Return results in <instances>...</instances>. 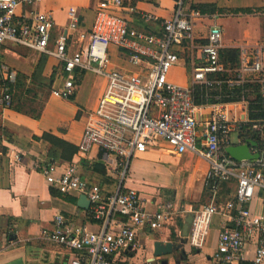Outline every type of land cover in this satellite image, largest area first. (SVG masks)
Listing matches in <instances>:
<instances>
[{"label":"built area","instance_id":"obj_1","mask_svg":"<svg viewBox=\"0 0 264 264\" xmlns=\"http://www.w3.org/2000/svg\"><path fill=\"white\" fill-rule=\"evenodd\" d=\"M41 1L0 0V46L12 44L54 59L56 74L50 92L54 98L69 100L83 73L104 77L105 91L87 116L77 155L96 147L108 159L119 160L116 164L122 168L116 191L106 197L98 186L81 179L77 163L66 164L59 175H54L55 165L43 168L48 186L55 187L61 195L78 193L86 197L90 215L101 223V230L89 232L57 215L54 229L42 232L41 238L78 253L71 264H118L122 255L139 249L138 230L144 226L151 230L174 226L183 213L174 202L157 203L155 210L148 212L147 201L123 186L129 160L165 143L174 155L190 153L208 165L204 185L210 193L209 203L189 211V247L196 251L206 247L210 225L218 216L224 223L211 264L244 261L249 246L254 248L251 264H264V219L252 215L247 208L254 191H264V122L230 119L228 104L221 102L220 95L223 86L232 90L254 84L264 98V47L241 49L239 67L231 73L219 58V26L209 28L205 43L196 41L194 19L201 15L190 9L189 0H169L174 5L173 16L162 23L160 34L132 28L118 16L123 0H101L89 31L80 29L77 11L71 8L67 26L54 37L55 24L48 14L34 15L32 23L16 20L19 7H35ZM141 18L151 20L146 15ZM110 48L119 51L134 73L112 67ZM178 50L190 59L192 75L187 87L168 80L170 71L181 63ZM196 55L201 60L199 66H193ZM3 75L14 82V73L5 71ZM223 75L227 78H221ZM194 86L218 90L207 120L199 119ZM10 102L11 93L6 89L0 104L8 107ZM240 103L246 107L244 100ZM232 136L239 137V141L257 138L259 158L233 160L226 153L232 146ZM15 159L19 161L17 156ZM229 183L235 185L233 197L218 202L221 186Z\"/></svg>","mask_w":264,"mask_h":264},{"label":"crops","instance_id":"obj_2","mask_svg":"<svg viewBox=\"0 0 264 264\" xmlns=\"http://www.w3.org/2000/svg\"><path fill=\"white\" fill-rule=\"evenodd\" d=\"M100 1L42 0L35 7H19L15 16L16 20L32 23L34 15L38 13L50 15L55 24L53 32L56 37L67 26V12L71 8L77 11L80 29L89 31ZM189 5L193 11L195 10L192 5H213L216 9L225 11L260 10L252 15L237 16L205 15L196 11L201 18L194 19V37L199 44L205 43L209 28L216 25L222 30V49H237L241 52V49L249 48L251 51L264 47V30L260 32V44L252 39V33L247 30L240 31L241 35L236 41L228 39L229 36L224 34L227 32L224 24L237 23L240 27V22L246 18L264 13V0H189ZM129 9H134V12L130 13ZM173 11L174 5L169 0H123V8L116 14L126 19L132 28L160 34L162 23L172 18ZM141 15H146L151 20L144 21ZM198 22L203 24L202 30L196 29ZM110 54L113 68L125 73H134L117 49L110 48ZM178 54L181 63L170 71L168 80L187 87L190 86L189 75L192 71L190 59L181 50H178ZM40 56L42 55L12 44L0 46V78L5 80V71L14 73L15 77L16 74H23L30 78ZM56 65L54 59L46 57L42 70L45 80H54ZM199 65L201 60L199 55H196L193 66ZM175 71L183 75L182 82L173 78ZM105 88L104 77L91 72L83 73L79 78L76 93L69 100L51 97L50 90L38 120L13 112L0 104V125L13 135L11 142L0 139V146L5 149V152L0 151V264H71L78 253L70 252L41 238L42 232L54 229V219L57 215L64 216L72 225L83 227L89 232H100L101 223L92 219L89 208L83 210L78 205L80 197L84 195H61L55 187L48 186L42 170L49 159V145L41 137L43 134H50L76 148L81 140L87 116L97 107ZM3 91L0 90V100ZM241 101L224 102L228 104L226 109L230 119L239 117L241 120H248L247 102L244 108ZM212 104L214 102L197 106L200 120L209 119ZM239 142L241 145H248L252 154L259 148V140L254 137L239 141V137L235 136L232 146H240ZM250 143L257 146H250ZM16 156L19 161L15 159ZM72 162L78 164L81 179L88 185L98 186L105 197L116 191L122 172V168L116 164L119 160L113 157L108 159L99 149L91 147L85 154L77 155L76 152L71 161H58L50 166L55 165L54 175H59L65 165ZM97 162H100V165H96ZM207 170V163L199 157L190 153L174 155L165 143H159L155 148L136 154L129 160L127 179L123 186L125 189L136 191L140 198L147 201L148 212H153L157 203L172 201L183 213L172 227L151 230L144 226L138 230L139 249L122 255L118 264H162L163 261L168 264H211V256L216 250L218 234L224 223L218 216L216 226L209 231L203 250L191 249L186 242L180 251L172 255L160 258L153 256L155 242L174 243L180 236L183 220L190 214V209H198L209 203L210 193L204 185ZM234 189V183L222 185L217 196L218 202L231 199ZM247 208L252 215L264 219V191L255 190ZM253 250L252 246L247 247L246 260L237 264H251Z\"/></svg>","mask_w":264,"mask_h":264},{"label":"trees","instance_id":"obj_3","mask_svg":"<svg viewBox=\"0 0 264 264\" xmlns=\"http://www.w3.org/2000/svg\"><path fill=\"white\" fill-rule=\"evenodd\" d=\"M192 9L205 15L229 14L237 16L252 15L260 12V10L251 9H235L227 11L218 10L213 5H192ZM239 54L240 51L237 49H221L219 51V58L228 71H232L239 67ZM45 60L46 57L43 55L40 56L38 64L34 68V73L30 76V78L25 77L23 74H16L14 82H9L0 78V90L8 89L11 93V102L7 107L9 110L26 115L34 120H38L40 118L53 82L52 78L45 80L42 77ZM1 64L0 58V66ZM221 78H227V75H223ZM193 91L196 106H205L213 103L214 101L212 98L219 94L216 89L209 90L202 86H194ZM220 95L222 97L221 102H239L242 98L245 102H247L248 107L246 108L248 121L264 122V98L260 96L256 85L244 84L241 88H234L232 90H227L225 86H223ZM248 97L251 98L248 99ZM43 98L44 100L42 101ZM12 136V133L0 125V139L5 140L6 142H11ZM41 139L49 145V159L46 162V165H44L46 167L57 163L58 161H71L72 157L77 152V148L70 144L68 145V143H65L64 141L56 139L50 134H43ZM0 151L5 152V149L0 146ZM97 164L100 165V162H97L96 165Z\"/></svg>","mask_w":264,"mask_h":264},{"label":"water","instance_id":"obj_4","mask_svg":"<svg viewBox=\"0 0 264 264\" xmlns=\"http://www.w3.org/2000/svg\"><path fill=\"white\" fill-rule=\"evenodd\" d=\"M250 146H257L253 143H250ZM226 153L235 161L242 160H257L259 155L257 153L252 154L250 147L248 145H240V146H231L226 149ZM79 207L83 210H87L89 208V202L85 196H81L78 203ZM183 226L180 232V236L178 239L174 241V243H161L155 242L153 245V256L154 258H160L172 255L174 252L180 251L183 245L186 243V238L189 232L190 224L192 221V215L189 214L185 220H183ZM154 260V259H153ZM162 264H168L167 261H163Z\"/></svg>","mask_w":264,"mask_h":264},{"label":"rangeland","instance_id":"obj_5","mask_svg":"<svg viewBox=\"0 0 264 264\" xmlns=\"http://www.w3.org/2000/svg\"><path fill=\"white\" fill-rule=\"evenodd\" d=\"M220 21V20H219ZM202 23V22H201ZM198 30H202L203 29V24H200L199 22L196 24ZM227 32L224 34H227V36H229L228 39L230 40H237L240 37V31L242 30H247L248 32H250V34L252 33V39H254V41H257L258 43L262 40L261 38V31L264 30V13H260L259 15H255V16H251L249 18H246L245 21H241L240 22V27L238 26L237 23L233 24V25H226L224 24ZM264 33V32H263ZM204 35V34H203ZM202 35V36H203ZM260 44V43H259ZM27 50V49H26ZM248 50H250L248 48ZM32 52V51H31ZM34 54V53H31ZM34 56H36V54H34ZM112 60H115L114 58H112ZM237 69V68H236ZM235 70V69H234ZM231 73L233 72L230 71ZM191 75L192 73H190L189 75V81L191 82ZM173 78H175V80L178 82H182L183 81V75L181 74V72L175 71L173 73ZM251 97H248V99H250ZM44 100V98L42 99V101ZM235 136H232V139H234ZM215 221H216V217H214L211 225H210V230L215 228Z\"/></svg>","mask_w":264,"mask_h":264}]
</instances>
